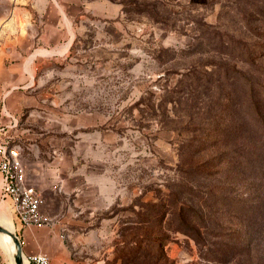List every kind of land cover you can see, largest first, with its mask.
Here are the masks:
<instances>
[{
    "label": "rangeland",
    "instance_id": "374dc122",
    "mask_svg": "<svg viewBox=\"0 0 264 264\" xmlns=\"http://www.w3.org/2000/svg\"><path fill=\"white\" fill-rule=\"evenodd\" d=\"M88 1L43 45L0 0V128L53 264H264V0Z\"/></svg>",
    "mask_w": 264,
    "mask_h": 264
},
{
    "label": "crops",
    "instance_id": "0c3cea01",
    "mask_svg": "<svg viewBox=\"0 0 264 264\" xmlns=\"http://www.w3.org/2000/svg\"><path fill=\"white\" fill-rule=\"evenodd\" d=\"M16 1L19 4H29L30 10L37 15L51 17V19L44 18L41 24L43 34L40 41L43 42V45H45L48 37L51 38L49 35L51 32H56L57 36L59 35L58 42L65 41L68 39L69 24L72 17L85 13H93L92 3L88 0H14V3ZM106 11L108 9L104 10V12ZM0 129H3L2 133L6 136V128ZM1 185L2 176L0 174V202H6L9 205V216L14 232L21 241L24 257L27 259L33 254L46 253L53 258L57 241L59 246V229L56 223L53 222L48 226L23 227L11 208V202L2 199ZM51 263L53 264L52 260ZM0 264H13V261L9 255L3 257L0 254Z\"/></svg>",
    "mask_w": 264,
    "mask_h": 264
},
{
    "label": "built area",
    "instance_id": "2783aa9c",
    "mask_svg": "<svg viewBox=\"0 0 264 264\" xmlns=\"http://www.w3.org/2000/svg\"><path fill=\"white\" fill-rule=\"evenodd\" d=\"M0 129V174L2 176L1 197L11 202V208L23 227L48 226L53 220L43 213L46 200L26 180L25 171L16 146ZM29 264H52L46 253L33 254L27 258Z\"/></svg>",
    "mask_w": 264,
    "mask_h": 264
},
{
    "label": "bare ground",
    "instance_id": "6f19581e",
    "mask_svg": "<svg viewBox=\"0 0 264 264\" xmlns=\"http://www.w3.org/2000/svg\"><path fill=\"white\" fill-rule=\"evenodd\" d=\"M0 225L5 228H8L11 231H14L10 216L6 212H0ZM0 245L2 246L4 251L12 257V253L14 252L15 248L10 236L0 233ZM24 264H29L25 257Z\"/></svg>",
    "mask_w": 264,
    "mask_h": 264
},
{
    "label": "water",
    "instance_id": "95a60500",
    "mask_svg": "<svg viewBox=\"0 0 264 264\" xmlns=\"http://www.w3.org/2000/svg\"><path fill=\"white\" fill-rule=\"evenodd\" d=\"M0 233L8 235L12 239L15 250L12 253V257L10 255L9 256L11 257L14 264H24V255L22 251L21 241L16 233L9 230L8 228L3 227L2 225H0Z\"/></svg>",
    "mask_w": 264,
    "mask_h": 264
}]
</instances>
